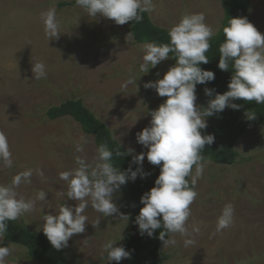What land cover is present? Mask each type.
<instances>
[{"label": "rangeland", "instance_id": "1", "mask_svg": "<svg viewBox=\"0 0 264 264\" xmlns=\"http://www.w3.org/2000/svg\"><path fill=\"white\" fill-rule=\"evenodd\" d=\"M74 0H0V130L11 146L13 166L0 161V185H10L13 178L27 169H42L46 180L33 174L31 183L18 189L19 196L35 199L41 190L45 201H36L33 211L17 221L43 235L44 217L56 215L62 204L71 207L77 202L67 198L68 183L60 173L78 167L76 157L90 165L97 162L98 149L94 137L82 132L70 117L47 119L46 110L64 101L81 99L97 119L111 131L114 139L132 155L147 153L148 148L137 142V133L151 126L150 113L166 101L155 89L145 88L148 82L162 79L176 63L169 58L145 74L141 71L144 44L133 42L129 27L110 19L88 15L82 7H58V3ZM154 12L148 13L152 23L170 30L185 14L204 13L206 23L217 34L222 28L224 12L221 0H153ZM55 7L60 23L59 39L48 40L41 13ZM249 21L264 34V0H251ZM215 36V35H214ZM213 36V37H214ZM28 41L31 43L28 44ZM42 61L47 76L35 79L33 64ZM132 69L130 72L129 69ZM136 80L127 88L122 85ZM206 84H198L197 105L205 108L210 99ZM212 116L206 117L209 125ZM83 152H77V145ZM235 150L239 161L231 166L206 162L198 181V197L191 206L188 228L194 226L195 244L185 247V237L169 234L175 246H163L169 256L164 264H264V127H250L237 140ZM150 164L145 155L144 167ZM113 202L120 213L104 217L89 207L86 231L75 234L63 248L71 264H129L108 260L105 243L122 247L123 238L133 227L125 193H114ZM235 208L234 226L216 231L217 221L226 204ZM100 218L99 228L92 223ZM123 237L120 239V237ZM2 239H0L1 247ZM6 264H36L26 250L17 245Z\"/></svg>", "mask_w": 264, "mask_h": 264}, {"label": "clouds", "instance_id": "2", "mask_svg": "<svg viewBox=\"0 0 264 264\" xmlns=\"http://www.w3.org/2000/svg\"><path fill=\"white\" fill-rule=\"evenodd\" d=\"M76 3L89 16L96 18L99 15L120 26L130 21L142 22V13L156 10L153 0H76ZM41 20L48 40H58L61 32L55 7L42 12ZM205 21L204 13H185L179 23L169 30L170 44L146 43L142 46L145 55L141 71L145 74L150 68L168 60L172 53L176 59V64L169 68L162 79L144 85L145 88L155 89L160 97L167 98L157 110L150 113L151 126L137 133V142L147 147L148 151L146 154L133 156L132 163L140 166L136 171H132L131 167L127 171H120L111 163L114 153L105 143L98 148L94 166L85 158L77 156L78 167L60 173V179L68 183L67 198L76 201L77 206L73 208L62 204L58 214L44 217L43 232L56 250L67 247L73 235L86 231L88 217L84 213L89 207L102 213L104 217L118 214L121 219L129 220L128 215L120 213L119 207L113 202V195L129 180L134 181L138 173L142 178L150 175L142 168L145 155L150 164L161 166V171L155 180V187L141 197L144 207L136 218L141 235L146 233L151 237L155 230L163 228L159 239L164 246H175L178 243L174 238L166 239L169 233L185 237V247L195 244L194 238L187 237L193 236V232L199 233L200 229L194 226L193 232H190L187 225L192 215L191 206L199 195L196 186L206 167L203 155L205 146L215 141L213 135L202 134V130L208 127L206 117L223 112L229 107L239 110L240 105L233 103L234 100L264 104V34L246 17H240L230 19V25L223 29L226 40L219 48V69L229 71L230 63L234 69L229 90L216 94L205 108L197 105L196 86L215 79L214 72L200 67L201 64L210 62L207 53L212 48L210 41L216 35ZM32 72L37 80L46 78L45 63L35 62ZM136 82L129 78L122 87L127 88ZM205 94L211 97L213 92L206 88ZM246 115L248 119L256 118L251 110ZM121 147L119 142L115 150L118 158L134 152L131 148L122 152ZM83 150L78 144L76 151ZM0 161H3L5 167L13 166L11 146L2 130ZM34 173L41 180H46L42 169H27L17 174L10 185H0V239L8 231L9 221H16L33 211L37 200H46L47 193L43 190L37 193L35 199H26L17 192L22 184L31 183ZM234 213V205L226 204L217 221V232L234 226ZM100 222L101 219L97 218L92 226L99 228ZM122 238L121 236L120 239ZM114 244L109 241L103 246L108 260L119 262L131 258L124 247H114ZM12 251L11 247H0V264H6Z\"/></svg>", "mask_w": 264, "mask_h": 264}, {"label": "trees", "instance_id": "3", "mask_svg": "<svg viewBox=\"0 0 264 264\" xmlns=\"http://www.w3.org/2000/svg\"><path fill=\"white\" fill-rule=\"evenodd\" d=\"M75 5L77 6L76 0L58 3L59 8ZM221 6L224 19L222 28L210 41L212 48L207 53L210 62L200 65L203 70L212 71L215 74L214 81L207 82L208 89L212 90L214 98L216 94H223L229 90L228 85L234 74L231 63L229 71H222L218 67L219 48L226 40L223 29L230 25L232 18L246 17L249 20L251 0H221ZM142 15V22L130 21L126 23L133 42L136 44H170L169 30L154 25L148 13H142ZM170 58L176 63L174 53L170 54ZM233 103L240 105L239 110L229 107L223 112L214 114L207 129L202 130L203 135L215 137L213 144L205 146L203 153L205 162L228 166L236 164L240 158L235 150L237 140L250 127H264V104L258 105L255 102L247 103L242 100H234ZM249 110L256 114L255 119H248L246 113ZM45 115L51 121L70 117L79 124L83 133L94 137L97 149L106 143L114 153L111 163L120 171H127L130 167L132 171H136L140 167L132 163L130 155L121 158L115 156V150L119 143L114 139L109 128L83 105L81 99L67 100L58 106L50 107L46 110ZM120 150L126 152L123 147ZM142 168L145 173H150V175L142 178L138 173L134 181L129 180L121 186L125 193L127 209L133 220V227L125 234L122 247L130 253L129 264H164L169 256L163 252L164 244L159 239L163 228L155 230L150 237L146 233L141 235L139 225L136 223L140 209L144 207L141 197L155 187V180L160 175L161 166L150 165L149 167L142 166ZM168 237L169 235L166 239ZM10 245L23 247L28 259L36 264H71L64 252L53 248L45 235L30 230L23 222L17 220L8 222V231L2 239L1 247Z\"/></svg>", "mask_w": 264, "mask_h": 264}]
</instances>
